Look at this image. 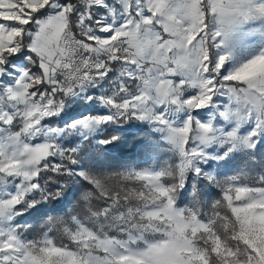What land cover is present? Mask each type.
I'll return each mask as SVG.
<instances>
[{
    "label": "snow or ice",
    "instance_id": "1",
    "mask_svg": "<svg viewBox=\"0 0 264 264\" xmlns=\"http://www.w3.org/2000/svg\"><path fill=\"white\" fill-rule=\"evenodd\" d=\"M0 264H264V0H0Z\"/></svg>",
    "mask_w": 264,
    "mask_h": 264
}]
</instances>
